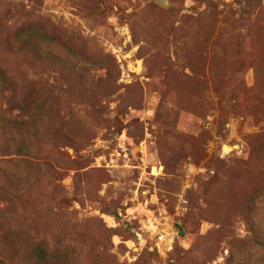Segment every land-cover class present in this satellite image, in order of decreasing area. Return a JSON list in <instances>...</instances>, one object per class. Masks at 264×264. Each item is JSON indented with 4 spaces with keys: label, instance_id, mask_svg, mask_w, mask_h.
Segmentation results:
<instances>
[{
    "label": "rangeland",
    "instance_id": "obj_1",
    "mask_svg": "<svg viewBox=\"0 0 264 264\" xmlns=\"http://www.w3.org/2000/svg\"><path fill=\"white\" fill-rule=\"evenodd\" d=\"M38 236L264 264V0H0V264Z\"/></svg>",
    "mask_w": 264,
    "mask_h": 264
},
{
    "label": "trees",
    "instance_id": "obj_2",
    "mask_svg": "<svg viewBox=\"0 0 264 264\" xmlns=\"http://www.w3.org/2000/svg\"><path fill=\"white\" fill-rule=\"evenodd\" d=\"M52 242V243H51ZM69 239L49 240L46 237H40L35 240V250L37 260L40 264H48L56 260L61 261L66 256V250L69 245Z\"/></svg>",
    "mask_w": 264,
    "mask_h": 264
},
{
    "label": "water",
    "instance_id": "obj_3",
    "mask_svg": "<svg viewBox=\"0 0 264 264\" xmlns=\"http://www.w3.org/2000/svg\"><path fill=\"white\" fill-rule=\"evenodd\" d=\"M168 2V1H167ZM177 229H178V234L180 236H184L185 235V231L184 228L179 224V223H175Z\"/></svg>",
    "mask_w": 264,
    "mask_h": 264
}]
</instances>
